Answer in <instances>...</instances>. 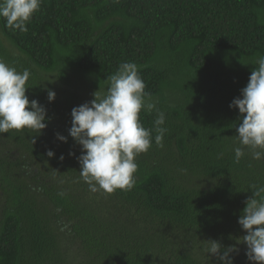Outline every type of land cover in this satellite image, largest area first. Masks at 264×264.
Masks as SVG:
<instances>
[{
	"label": "trees",
	"instance_id": "16d2710c",
	"mask_svg": "<svg viewBox=\"0 0 264 264\" xmlns=\"http://www.w3.org/2000/svg\"><path fill=\"white\" fill-rule=\"evenodd\" d=\"M5 25L0 60L29 70L26 95L48 119L0 134V264H222L209 240L253 264L238 220L264 159L235 160L242 118L229 105L264 56V0H42L27 32ZM123 62L137 64L167 131L136 158L130 191L93 193L71 111ZM156 117L142 110L140 122Z\"/></svg>",
	"mask_w": 264,
	"mask_h": 264
},
{
	"label": "clouds",
	"instance_id": "9594fccd",
	"mask_svg": "<svg viewBox=\"0 0 264 264\" xmlns=\"http://www.w3.org/2000/svg\"><path fill=\"white\" fill-rule=\"evenodd\" d=\"M41 4L42 0H0V18L5 19L7 28L27 32V25ZM255 64L240 97L229 105L238 108L242 118L236 128L240 145L234 148L237 162L245 155V149L252 152L253 159H264V56ZM29 77L28 69L20 72L0 60V134L24 129L39 133L47 127L46 109L26 95ZM106 83V91L95 92L92 101L72 109L69 134L81 146L77 159L82 180L93 193L111 194L134 187L138 170L136 158L152 147L153 131L156 145L163 147L167 129L162 127L165 114L150 102L151 94L145 92L146 85L136 63H121L115 73L107 77ZM55 95L54 91H48L49 102L54 101ZM142 110L157 112L152 128H145L140 122ZM57 138L67 142L62 135L58 134ZM47 155L52 157L54 153L49 150ZM252 188L253 197L245 201L238 220L246 235L238 243L246 244L250 262L264 264V186L253 185ZM207 242L208 256H216L222 264H233L230 253L237 251L235 247L230 246L221 254L219 242Z\"/></svg>",
	"mask_w": 264,
	"mask_h": 264
},
{
	"label": "rangeland",
	"instance_id": "374dc122",
	"mask_svg": "<svg viewBox=\"0 0 264 264\" xmlns=\"http://www.w3.org/2000/svg\"><path fill=\"white\" fill-rule=\"evenodd\" d=\"M248 264H252V263H248Z\"/></svg>",
	"mask_w": 264,
	"mask_h": 264
}]
</instances>
